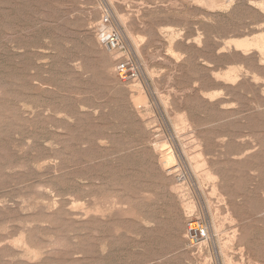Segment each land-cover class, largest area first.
<instances>
[{"label": "rangeland", "instance_id": "obj_1", "mask_svg": "<svg viewBox=\"0 0 264 264\" xmlns=\"http://www.w3.org/2000/svg\"><path fill=\"white\" fill-rule=\"evenodd\" d=\"M206 262L264 264V0H0V264Z\"/></svg>", "mask_w": 264, "mask_h": 264}, {"label": "built area", "instance_id": "obj_2", "mask_svg": "<svg viewBox=\"0 0 264 264\" xmlns=\"http://www.w3.org/2000/svg\"><path fill=\"white\" fill-rule=\"evenodd\" d=\"M108 15H103L95 26L98 41L101 47L109 54H121V37L119 32L112 28ZM114 73L120 80L135 78L136 70L129 58H119L114 67ZM186 239L191 248L200 247L201 243L208 239V230L200 221L190 222L187 226ZM214 264V263H207Z\"/></svg>", "mask_w": 264, "mask_h": 264}, {"label": "bare ground", "instance_id": "obj_3", "mask_svg": "<svg viewBox=\"0 0 264 264\" xmlns=\"http://www.w3.org/2000/svg\"><path fill=\"white\" fill-rule=\"evenodd\" d=\"M144 28V27H143ZM140 30V29H139ZM236 44V43H235ZM257 45V44H256ZM261 46H262V44H261ZM247 48V47H246ZM112 57H114V59H117L118 57H119V55H121V54H110ZM199 147V146H198ZM161 163V162H160ZM164 166L166 167L167 166V164L165 165L164 164ZM162 167V166H161ZM170 167V166H169ZM163 171L165 170V169H162ZM170 172V171H169ZM172 172V171H171ZM214 187V186H213ZM214 190V189H213ZM174 192V191H173ZM185 205H186V203H185ZM187 208V207H186ZM77 209V208H76ZM97 209V208H96ZM101 209V208H100ZM88 210V209H87ZM98 210V209H97ZM100 211V210H99ZM94 213V212H93ZM234 236V235H233ZM207 263H211V262H206L205 264H207Z\"/></svg>", "mask_w": 264, "mask_h": 264}]
</instances>
